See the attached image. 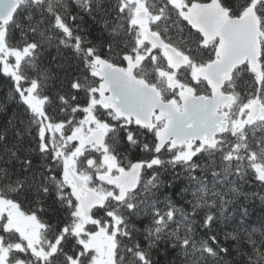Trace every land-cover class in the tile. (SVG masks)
Here are the masks:
<instances>
[{
  "label": "snow or ice",
  "instance_id": "snow-or-ice-1",
  "mask_svg": "<svg viewBox=\"0 0 264 264\" xmlns=\"http://www.w3.org/2000/svg\"><path fill=\"white\" fill-rule=\"evenodd\" d=\"M0 76V264H264V0H0Z\"/></svg>",
  "mask_w": 264,
  "mask_h": 264
},
{
  "label": "trees",
  "instance_id": "trees-1",
  "mask_svg": "<svg viewBox=\"0 0 264 264\" xmlns=\"http://www.w3.org/2000/svg\"><path fill=\"white\" fill-rule=\"evenodd\" d=\"M82 27L85 29H90V32H84L83 35H90L91 39L94 42H100L106 37L103 35L100 27L94 22L87 20L83 23ZM61 51H64V57L60 60L56 61V63H64L66 65H71V68H68L66 70L70 71L72 68L76 66V60L72 53L65 51L61 49ZM53 54H55V49H53ZM171 82V81H170ZM161 88H163V83L160 85ZM164 99H167L166 96H163ZM0 109H3L0 111V129L7 130L8 132V140L9 142L15 141V131L16 129H20L21 131H24L26 125L21 124L20 121L22 119L27 120V117L24 115V110L22 109L21 105L18 103L17 98L15 97V93L10 88V83L7 79V77L0 76ZM14 116V119H12V124L9 125L7 123L9 118H12ZM156 125L160 127L162 125V122H156ZM28 137L25 136L24 143L27 144ZM179 187V185H177ZM246 191H259L262 195H264V189H260L259 186H252V187H245ZM241 203L245 204V207L248 208V216H247V224H258L259 221L264 219V204L261 203L259 197H253L251 201L245 202L243 198H241ZM241 213L237 211V216L239 217ZM164 257L161 255L159 257L160 264H163ZM235 264V262H234Z\"/></svg>",
  "mask_w": 264,
  "mask_h": 264
},
{
  "label": "water",
  "instance_id": "water-1",
  "mask_svg": "<svg viewBox=\"0 0 264 264\" xmlns=\"http://www.w3.org/2000/svg\"><path fill=\"white\" fill-rule=\"evenodd\" d=\"M13 11H15V9H12L11 11H7L4 14L3 19H4L5 22H7L8 20H10L12 18V12ZM244 24H245V28L240 31V37H241L242 41L247 43L248 39H249V32L247 30V25L251 24V20L249 19V20L245 21ZM257 48H258V45H257ZM109 95H111V93H109ZM152 95L157 100H163L162 94L159 93L158 91L153 92ZM155 111L157 113H160V109L159 108H156ZM149 115H150V119H149V116H144L143 122L147 123L149 126H151L152 124H154V118L156 120H157V118H156L155 115H151V114H149ZM160 115H161V119L159 121H163L164 122V124L159 128V130L161 131L162 135H175L176 131L179 128V120L177 119L176 121L170 123L168 121V119L166 118V113H160ZM165 124H168V129L167 130L164 129V125Z\"/></svg>",
  "mask_w": 264,
  "mask_h": 264
}]
</instances>
